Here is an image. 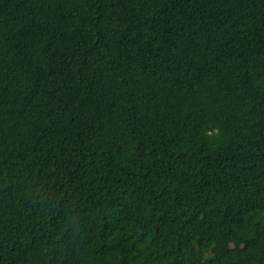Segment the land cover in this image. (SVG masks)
I'll return each instance as SVG.
<instances>
[{"label":"trees","instance_id":"16d2710c","mask_svg":"<svg viewBox=\"0 0 264 264\" xmlns=\"http://www.w3.org/2000/svg\"><path fill=\"white\" fill-rule=\"evenodd\" d=\"M0 264H264V0H0Z\"/></svg>","mask_w":264,"mask_h":264}]
</instances>
